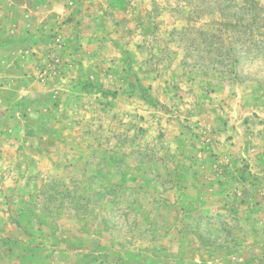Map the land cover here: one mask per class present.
<instances>
[{
    "label": "rangeland",
    "instance_id": "374dc122",
    "mask_svg": "<svg viewBox=\"0 0 264 264\" xmlns=\"http://www.w3.org/2000/svg\"><path fill=\"white\" fill-rule=\"evenodd\" d=\"M215 3L0 0V264H264V55L206 58Z\"/></svg>",
    "mask_w": 264,
    "mask_h": 264
},
{
    "label": "trees",
    "instance_id": "16d2710c",
    "mask_svg": "<svg viewBox=\"0 0 264 264\" xmlns=\"http://www.w3.org/2000/svg\"><path fill=\"white\" fill-rule=\"evenodd\" d=\"M204 2H209V5L215 3L217 7L220 8V15H227L225 13V8L232 4V0H202ZM241 5L238 7L240 14L242 26L239 28V34H233L237 37L233 42V36L231 35L232 26L228 28L218 30L219 34H209L205 38L206 58L210 62H214L218 68L223 67L226 73L232 74L235 71V67L243 63V61H251L259 53L264 55L263 47V34L261 31L256 30L254 27L259 25L258 22L261 17L257 11H255V6H251L252 3L255 4L253 0H239ZM194 9L197 10V15H201L202 12H206V6H199L198 3L194 4ZM224 27L223 23L219 24ZM225 36V38H224ZM229 43V44H228ZM234 45H232V44ZM239 74L236 73L235 77Z\"/></svg>",
    "mask_w": 264,
    "mask_h": 264
},
{
    "label": "crops",
    "instance_id": "0c3cea01",
    "mask_svg": "<svg viewBox=\"0 0 264 264\" xmlns=\"http://www.w3.org/2000/svg\"><path fill=\"white\" fill-rule=\"evenodd\" d=\"M52 15H54V14H52ZM47 17V16H46ZM51 18L48 16V21H47V23L45 24V25H51V20H50Z\"/></svg>",
    "mask_w": 264,
    "mask_h": 264
}]
</instances>
